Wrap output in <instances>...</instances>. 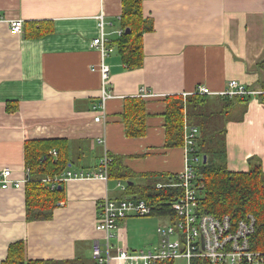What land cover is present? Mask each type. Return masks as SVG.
<instances>
[{
	"label": "crops",
	"instance_id": "obj_1",
	"mask_svg": "<svg viewBox=\"0 0 264 264\" xmlns=\"http://www.w3.org/2000/svg\"><path fill=\"white\" fill-rule=\"evenodd\" d=\"M121 11L122 0H0V168H10L13 179L27 175L24 141L51 138L68 142L69 171L96 169L106 153L137 177L179 174L185 154L182 145L165 143L164 98L198 85L217 92L233 79L248 88L264 85V0H142L151 29L142 36L143 64L131 70L115 48L102 58L91 46L101 33L107 44L118 37ZM14 19L23 21L19 35L9 32ZM37 30L46 31L33 34ZM101 61L109 67L111 97L104 101L105 118L96 121ZM135 96L147 115L145 133L133 137L121 112L124 98ZM225 128L227 167L246 171L257 157L264 170V97L235 103ZM75 162L79 168L71 169ZM116 182L65 181L64 202L42 220L26 219L25 183L0 189V262L8 245L22 240L27 259L95 264L92 247L104 236L95 228L99 204L123 197ZM123 224L113 232L122 233L123 242L113 243L136 249Z\"/></svg>",
	"mask_w": 264,
	"mask_h": 264
},
{
	"label": "trees",
	"instance_id": "obj_2",
	"mask_svg": "<svg viewBox=\"0 0 264 264\" xmlns=\"http://www.w3.org/2000/svg\"><path fill=\"white\" fill-rule=\"evenodd\" d=\"M122 32L112 41L123 67L136 69L143 64L142 36L151 29V23L143 15L142 0H122L119 17ZM126 29H128L126 31ZM41 31V30H40ZM35 31V35L45 32ZM165 99V140L168 147L183 144V123L198 128L192 155L199 157L193 164L199 187L197 198L202 212L215 217L228 215L235 223L251 215L255 219L254 232L249 241L251 249L264 250V170L257 157L249 159L246 171H233L227 167L226 128L229 113L237 102L250 100L239 96L221 97L208 95H171ZM6 110L12 111L10 102ZM145 102L141 97L124 98L121 112L126 133L129 136H142L145 133ZM56 150V155L52 150ZM70 146L65 139H28L24 141L27 180L25 206L27 220L49 219L52 211L64 202L63 181L54 187L53 178L69 168ZM110 156L108 180L122 181L125 184L123 197L143 199L151 206V214L171 216L174 199L180 195L177 174L142 173L138 177L122 165L121 158ZM205 157V161L203 160ZM137 178L140 181H137ZM132 182V183H130ZM161 183L162 187H157ZM172 217V216H171ZM1 264H77L76 260H33L25 257V244L22 240L8 245ZM192 264H206V261L192 259Z\"/></svg>",
	"mask_w": 264,
	"mask_h": 264
},
{
	"label": "built area",
	"instance_id": "obj_3",
	"mask_svg": "<svg viewBox=\"0 0 264 264\" xmlns=\"http://www.w3.org/2000/svg\"><path fill=\"white\" fill-rule=\"evenodd\" d=\"M102 26V17L99 16ZM9 32L12 35L22 33L23 21L21 19L10 20ZM122 30L119 31L121 33ZM91 46L100 52L101 57L111 53L114 48L107 44L103 34L93 39ZM98 70L101 77V110L102 113L95 117L96 121H103L104 101L111 97L106 92L105 86L109 82V67L100 62ZM208 95L221 97H244L260 99L264 97V85L258 88H248L237 80H229L224 89L214 92L204 85H198L193 92L187 95ZM147 95V94H145ZM198 128L184 120L183 123V149L185 163L183 171L177 174V183H168L170 186H178L180 195L171 204L172 217L168 223L158 225L156 231L158 243L152 248L130 249L123 245L117 247L113 243L123 242V234L117 229L118 221L126 216L150 215L151 206L143 199L121 197L118 199L105 197L99 204L95 228L103 232V242H96L92 247V258L95 264H192V259L206 261V264H264V250L251 249L249 238L254 232L255 219L251 215L233 223L228 215L215 217L202 212L197 198L199 187L193 164L199 161V157L192 155L195 140L198 136ZM56 155V151H52ZM110 156L104 154L96 169L89 171H65L53 178L54 184L69 179H100L108 180V165ZM27 172V171H26ZM15 180L12 178V170L8 167L0 168V189H21L27 180ZM117 187L124 190L125 184L117 181ZM161 183L157 187H162ZM1 264V262H0Z\"/></svg>",
	"mask_w": 264,
	"mask_h": 264
},
{
	"label": "rangeland",
	"instance_id": "obj_4",
	"mask_svg": "<svg viewBox=\"0 0 264 264\" xmlns=\"http://www.w3.org/2000/svg\"><path fill=\"white\" fill-rule=\"evenodd\" d=\"M77 164L78 163L75 162L70 168H79ZM168 219V216L156 214L143 216L134 214L128 215L123 219L125 236L127 240L130 241L131 246L136 249L152 248L158 243L156 231L158 225L161 223H168Z\"/></svg>",
	"mask_w": 264,
	"mask_h": 264
},
{
	"label": "water",
	"instance_id": "obj_5",
	"mask_svg": "<svg viewBox=\"0 0 264 264\" xmlns=\"http://www.w3.org/2000/svg\"><path fill=\"white\" fill-rule=\"evenodd\" d=\"M128 29H126V31H127ZM205 159V157H203V160ZM205 161V160H204ZM130 183H132V182H130Z\"/></svg>",
	"mask_w": 264,
	"mask_h": 264
}]
</instances>
